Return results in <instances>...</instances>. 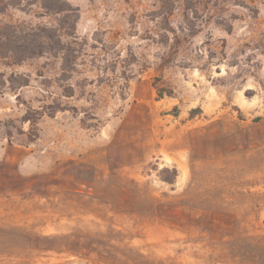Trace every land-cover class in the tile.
Here are the masks:
<instances>
[{"label": "rangeland", "instance_id": "rangeland-1", "mask_svg": "<svg viewBox=\"0 0 264 264\" xmlns=\"http://www.w3.org/2000/svg\"><path fill=\"white\" fill-rule=\"evenodd\" d=\"M45 3L78 10L75 37ZM38 29L73 43V71L48 50L17 63ZM17 174L38 199L0 264H264V0H0V181ZM176 184L201 230L224 212L225 246L137 215L135 186Z\"/></svg>", "mask_w": 264, "mask_h": 264}, {"label": "crops", "instance_id": "crops-1", "mask_svg": "<svg viewBox=\"0 0 264 264\" xmlns=\"http://www.w3.org/2000/svg\"><path fill=\"white\" fill-rule=\"evenodd\" d=\"M2 177V175H1ZM43 177V176H42ZM41 180V177L39 178ZM36 181V180H35ZM24 179L20 174H17L14 182L8 184V179L0 181V257H18L23 255V248L21 247V242L24 240L23 234L26 231L31 230V222L26 221L30 215L25 212L27 207L37 200L38 195L31 197L28 194L30 189H25L23 186ZM85 188L80 187L75 191V198H82L87 196V191ZM72 191L66 193L63 191V202L64 206L72 205ZM193 192L189 190L186 186H160V185H143L135 186L133 190H130V201L135 205L137 215L144 216L145 218H150L152 224L159 225L164 228L165 225L169 224L173 227L176 236H194L200 234L213 236L217 241V244L223 246L226 245L230 238L226 235L229 230V224L226 223L224 219V212L221 213V217L215 220V223L211 224L214 226L213 230H201V219L200 212L197 208L193 207L194 204L199 202L198 198L191 197L192 207L190 214L196 216V222L190 219L187 214L183 215L182 210H188L183 207L185 196L182 193ZM95 194V200L98 199V191H92ZM215 196L213 198L217 201H222L221 192L213 191ZM78 194V195H77ZM241 201V197H239ZM245 202V201H244ZM187 203V200L185 201ZM241 203V202H240ZM150 204V207L147 205ZM81 205V202H80ZM247 205V202L244 203ZM193 208V209H192ZM84 209H80V215L83 213ZM45 216H50L49 211H44L41 213ZM85 215V213H84ZM191 220V221H190ZM65 223V224H64ZM66 227V221L64 222ZM203 227L205 224H202ZM210 227V226H209ZM51 228V223L47 224V229ZM48 233V232H47ZM239 246L241 249V231L239 230ZM217 238V239H216ZM14 239L15 244L11 243ZM20 242V243H18ZM245 245V243H244Z\"/></svg>", "mask_w": 264, "mask_h": 264}, {"label": "trees", "instance_id": "trees-1", "mask_svg": "<svg viewBox=\"0 0 264 264\" xmlns=\"http://www.w3.org/2000/svg\"><path fill=\"white\" fill-rule=\"evenodd\" d=\"M50 1V0H49ZM57 1V0H53ZM45 9H48L49 11H56L57 13L65 12L66 18L72 19L70 23H67V35L70 37H75V30L77 23L80 19L78 10L70 8L69 10L63 9L61 6H54L51 4H44ZM49 32H52L49 34ZM10 41V40H9ZM24 44L22 45V48H17L20 51H14L16 59H18L17 63H21L25 61L28 58H32L37 55H43L45 51L50 52H56L58 54H62L63 59V73L64 75H67V73L74 70V61H75V55L78 53L77 48L73 45V43H64L61 40V37L57 35L56 31H48V29H38L37 32H30L26 36L23 37ZM75 43V42H74ZM26 85V84H25ZM155 89L158 94L159 99H163L165 96L172 97L173 92H168L165 90V88L162 87H156ZM69 96H72L69 94ZM50 109V115H53L56 109L54 106H49ZM178 111V108H175ZM27 121H33L30 114H27L26 116Z\"/></svg>", "mask_w": 264, "mask_h": 264}]
</instances>
